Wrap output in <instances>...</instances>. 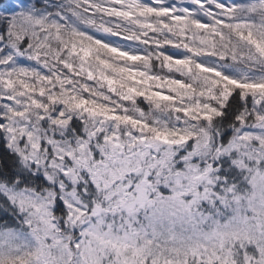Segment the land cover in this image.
<instances>
[{"label":"snow or ice","instance_id":"6c2138e0","mask_svg":"<svg viewBox=\"0 0 264 264\" xmlns=\"http://www.w3.org/2000/svg\"><path fill=\"white\" fill-rule=\"evenodd\" d=\"M0 264H264V0H0Z\"/></svg>","mask_w":264,"mask_h":264}]
</instances>
